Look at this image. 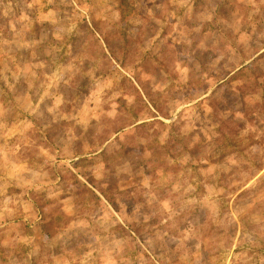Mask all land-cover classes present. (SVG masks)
<instances>
[{
	"label": "rangeland",
	"instance_id": "rangeland-1",
	"mask_svg": "<svg viewBox=\"0 0 264 264\" xmlns=\"http://www.w3.org/2000/svg\"><path fill=\"white\" fill-rule=\"evenodd\" d=\"M0 264H264V0H0Z\"/></svg>",
	"mask_w": 264,
	"mask_h": 264
},
{
	"label": "trees",
	"instance_id": "trees-1",
	"mask_svg": "<svg viewBox=\"0 0 264 264\" xmlns=\"http://www.w3.org/2000/svg\"><path fill=\"white\" fill-rule=\"evenodd\" d=\"M231 80H232V81L235 80V77H233ZM249 193H250V191H244V192H242V193L239 195V197H240V198L247 197Z\"/></svg>",
	"mask_w": 264,
	"mask_h": 264
}]
</instances>
